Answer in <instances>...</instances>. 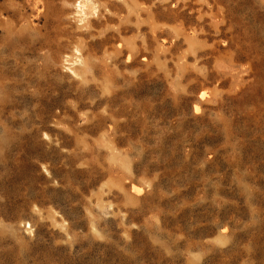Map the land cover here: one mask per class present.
Returning <instances> with one entry per match:
<instances>
[{
	"label": "rangeland",
	"instance_id": "1",
	"mask_svg": "<svg viewBox=\"0 0 264 264\" xmlns=\"http://www.w3.org/2000/svg\"><path fill=\"white\" fill-rule=\"evenodd\" d=\"M0 264H264V0H0Z\"/></svg>",
	"mask_w": 264,
	"mask_h": 264
}]
</instances>
